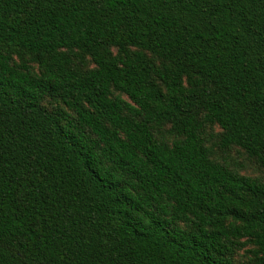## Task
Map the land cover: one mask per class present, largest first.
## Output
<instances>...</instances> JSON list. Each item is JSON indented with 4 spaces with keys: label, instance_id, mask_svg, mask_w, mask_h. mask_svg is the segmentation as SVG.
<instances>
[{
    "label": "trees",
    "instance_id": "1",
    "mask_svg": "<svg viewBox=\"0 0 264 264\" xmlns=\"http://www.w3.org/2000/svg\"><path fill=\"white\" fill-rule=\"evenodd\" d=\"M0 264H264V0H0Z\"/></svg>",
    "mask_w": 264,
    "mask_h": 264
}]
</instances>
